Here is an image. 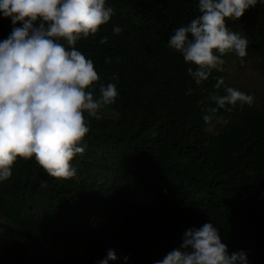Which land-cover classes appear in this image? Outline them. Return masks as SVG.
Here are the masks:
<instances>
[{
    "label": "trees",
    "instance_id": "trees-1",
    "mask_svg": "<svg viewBox=\"0 0 264 264\" xmlns=\"http://www.w3.org/2000/svg\"><path fill=\"white\" fill-rule=\"evenodd\" d=\"M107 4L114 8L110 21L76 47L98 72L95 95L112 82L119 96L101 110L102 119H90L85 152L71 161L76 177H51L34 157L14 162L12 176L0 182L7 224L0 229V264H97L112 245L121 260L110 264H124V255L127 264H154L188 228L210 221L229 252L245 250L250 264H264V101L225 77L232 61L264 72V5L226 20L248 37L247 56L224 54L223 70L196 85L168 40L199 15L198 0ZM117 25L119 34L112 31ZM12 28L0 15V37ZM219 77L253 94L255 103L220 109L205 123V109L215 107L210 94H224L214 87ZM76 236L88 239L83 253L58 249L57 241Z\"/></svg>",
    "mask_w": 264,
    "mask_h": 264
},
{
    "label": "clouds",
    "instance_id": "clouds-1",
    "mask_svg": "<svg viewBox=\"0 0 264 264\" xmlns=\"http://www.w3.org/2000/svg\"><path fill=\"white\" fill-rule=\"evenodd\" d=\"M257 4L264 5V0H198L199 15L173 30L168 47L190 65L187 73L196 85L213 70H223L224 54L247 56L248 37L231 30L226 20H239ZM0 15L9 17L13 25L7 37H0V182L12 176L18 158L33 157L49 176L72 179L77 169L71 161L85 152L82 141L90 131V119H102L101 110L119 96L112 82L100 84L95 95L98 72L76 45L107 24L114 8L107 0H0ZM112 31L119 34L122 28L117 25ZM107 40L102 37L99 43ZM214 87H223L224 94H210L215 107L205 109V123L216 120L220 109L231 111L238 104L255 103L253 94L225 85L223 77ZM129 258L123 256L124 264ZM120 259L112 248L97 264ZM154 264L250 262L245 250L229 252L220 230L210 221L188 228L182 243Z\"/></svg>",
    "mask_w": 264,
    "mask_h": 264
},
{
    "label": "rangeland",
    "instance_id": "rangeland-1",
    "mask_svg": "<svg viewBox=\"0 0 264 264\" xmlns=\"http://www.w3.org/2000/svg\"><path fill=\"white\" fill-rule=\"evenodd\" d=\"M225 73V77L231 85L248 90H256L264 101V72L255 68L250 62L232 61L227 65ZM210 129H213V126H210ZM6 226V222L0 218V229ZM87 243V238L78 237L68 241L57 242V245L62 253H81L87 247ZM112 248L121 258L120 253L113 245ZM120 260L118 261L120 262Z\"/></svg>",
    "mask_w": 264,
    "mask_h": 264
}]
</instances>
